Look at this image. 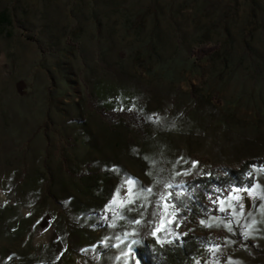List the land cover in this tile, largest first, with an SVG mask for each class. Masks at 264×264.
Instances as JSON below:
<instances>
[{"label":"rangeland","instance_id":"obj_1","mask_svg":"<svg viewBox=\"0 0 264 264\" xmlns=\"http://www.w3.org/2000/svg\"><path fill=\"white\" fill-rule=\"evenodd\" d=\"M4 2L0 264H135L140 245L122 253L152 238L166 183L264 162V0ZM254 175L264 193V171ZM125 176L154 195L106 209L118 188L129 198ZM239 195L236 214L204 219L210 228L180 212L168 226L214 239L219 250L200 264H264V200Z\"/></svg>","mask_w":264,"mask_h":264},{"label":"trees","instance_id":"obj_2","mask_svg":"<svg viewBox=\"0 0 264 264\" xmlns=\"http://www.w3.org/2000/svg\"><path fill=\"white\" fill-rule=\"evenodd\" d=\"M213 51L210 47H202L193 51L192 57L195 60H201ZM254 165L260 169L264 162L247 160L236 168L216 166L208 171L203 170L199 176L183 183L188 194L179 199H175V194L180 189L172 188L167 191L174 193V200L181 217L186 218L192 225H197L209 216H218V202L213 204L209 196L213 200L221 194L227 197L231 191L232 182L240 186L255 184ZM208 173H211V177L207 175ZM247 173L252 175L246 179ZM218 187L223 189L222 193L214 191ZM213 246H216V242L210 236L186 234L179 239H174V243L167 244L163 248L156 245L154 239L148 238L135 249L134 253L140 264H196V261L207 257L209 249ZM154 247L155 251H153Z\"/></svg>","mask_w":264,"mask_h":264},{"label":"snow or ice","instance_id":"obj_3","mask_svg":"<svg viewBox=\"0 0 264 264\" xmlns=\"http://www.w3.org/2000/svg\"><path fill=\"white\" fill-rule=\"evenodd\" d=\"M159 120V118L157 117V121ZM133 151H136L135 149ZM145 159H149L148 157H145ZM183 159V158H181ZM177 163H180V161H177ZM184 163H187V161H184ZM198 162L197 161H193L192 165L193 168H195L197 166ZM254 170L257 171H264V168H260L257 169L256 166H253ZM112 171L114 172H119L121 171L118 168H113ZM191 172V170H187L183 172V175H189ZM176 175H181L180 172H177ZM209 177H211V173L207 174ZM252 175V173H247L245 174V178L247 179L248 177H250ZM124 184L128 185V199L127 200H120L119 199V188L117 189V192L114 194L113 198L111 201H109L108 205H105L106 209H109L111 205H119V207L123 208L129 204H134L136 202L137 199L140 198L141 195H143L145 197V200H147L148 196H153V189L151 187L149 188H144L142 185H140V182L131 176H125L124 179ZM157 184L161 183V181H157ZM164 187L166 189H172V188H178L180 189V191L178 193L175 194V199H179L180 197L187 195L188 193L185 190V185L184 184H172V183H166L164 185ZM260 188L259 184H251V185H244V186H240L235 182L231 183V191L228 193L227 197L221 195H218L216 197L215 200L212 199L211 196H209V199L212 201L213 204H216L217 202L219 203V211L220 212H224L225 208H231L232 209V213L236 214V207L235 204H233V201H237L239 202L240 200H242V197L239 195V193L241 192H246L249 196H252L254 198H258V199H262L264 200V193H260L258 191V189ZM214 191H216L217 193H222L223 189L221 188H216L214 189ZM171 201V202H170ZM264 207V206H262ZM243 208L244 205L241 203L240 204V209L241 212L239 213L240 215L243 214ZM179 213V208L177 206V204L175 203L174 200V193L172 191H165L159 194V197L157 199V203H156V211L153 213V215L157 218L154 222L150 221L149 223H152V227L149 231V235L155 240V244L160 246L161 248H163L165 245L167 244H172L174 243V239H179L180 235L179 233H172L171 231H169V225L173 224L178 216ZM117 219H124V217L117 213ZM141 216H143V214L141 213ZM217 221H221L222 219L220 217H215L214 218ZM130 223H134L137 225H140L142 223L141 219H134L131 220ZM202 226L205 227H212V223H209L206 220H201L200 221ZM253 224H255V221L253 220L252 222ZM179 226V225H177ZM229 232L232 231V228L230 226V224H225L224 225ZM110 227H116V223L113 222ZM252 227V225H248V228L250 229ZM251 233L249 231H245L244 232V236L245 238H247ZM186 235V233L184 234ZM140 233L136 230H133L132 232H125L123 234L122 237L117 236L116 239L119 241L118 244L113 245V247H119L120 244H123L125 241L129 240V237H139ZM174 237V238H173ZM107 242V238H105V241H103L102 243H106ZM144 241L142 238H136V239H132L131 242L127 245L128 247V252L126 253H122V255L125 256H132V249L134 245H141L143 244ZM210 251H218L219 250V246H213V248L209 249ZM153 251H155V247L153 248ZM117 259H120V257L118 256ZM135 264H139V260H136ZM196 264H200L199 261H196ZM232 264H238V262H232Z\"/></svg>","mask_w":264,"mask_h":264},{"label":"crops","instance_id":"obj_4","mask_svg":"<svg viewBox=\"0 0 264 264\" xmlns=\"http://www.w3.org/2000/svg\"><path fill=\"white\" fill-rule=\"evenodd\" d=\"M6 3V2H4ZM25 5L27 6V0H25ZM10 10V7L4 4L3 6H0V26H4L7 24H12L11 18L8 17L7 11Z\"/></svg>","mask_w":264,"mask_h":264}]
</instances>
